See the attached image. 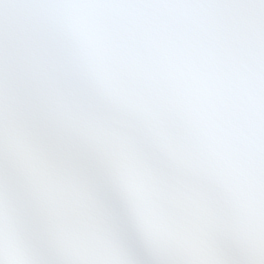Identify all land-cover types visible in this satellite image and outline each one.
Wrapping results in <instances>:
<instances>
[{"label": "snow or ice", "instance_id": "1", "mask_svg": "<svg viewBox=\"0 0 264 264\" xmlns=\"http://www.w3.org/2000/svg\"><path fill=\"white\" fill-rule=\"evenodd\" d=\"M0 264H264V0H0Z\"/></svg>", "mask_w": 264, "mask_h": 264}]
</instances>
